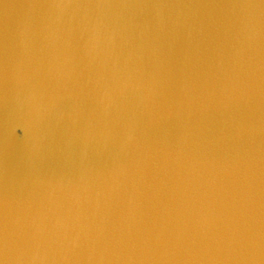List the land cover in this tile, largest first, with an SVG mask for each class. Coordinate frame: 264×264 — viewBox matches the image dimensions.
Returning <instances> with one entry per match:
<instances>
[{
	"label": "water",
	"instance_id": "obj_1",
	"mask_svg": "<svg viewBox=\"0 0 264 264\" xmlns=\"http://www.w3.org/2000/svg\"><path fill=\"white\" fill-rule=\"evenodd\" d=\"M0 264H264V0H0Z\"/></svg>",
	"mask_w": 264,
	"mask_h": 264
}]
</instances>
